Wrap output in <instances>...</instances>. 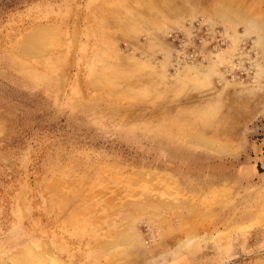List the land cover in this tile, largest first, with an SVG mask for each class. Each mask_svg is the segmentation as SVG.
Listing matches in <instances>:
<instances>
[{
    "label": "rangeland",
    "instance_id": "obj_1",
    "mask_svg": "<svg viewBox=\"0 0 264 264\" xmlns=\"http://www.w3.org/2000/svg\"><path fill=\"white\" fill-rule=\"evenodd\" d=\"M238 12L262 29L264 0H0V264H264V32Z\"/></svg>",
    "mask_w": 264,
    "mask_h": 264
},
{
    "label": "bare ground",
    "instance_id": "obj_2",
    "mask_svg": "<svg viewBox=\"0 0 264 264\" xmlns=\"http://www.w3.org/2000/svg\"><path fill=\"white\" fill-rule=\"evenodd\" d=\"M220 4V3H219ZM221 4H223V3H221ZM223 6H225V4L223 5ZM229 6V5H228ZM226 7L227 9L230 7ZM214 7V6H213ZM212 7V8H213ZM231 7H233L232 5H231ZM230 7V8H231ZM229 8V9H230ZM217 9V11H218V9H219V7L218 8H214V10H216ZM221 10H222V8H220ZM233 9H234V11H235V13L237 12L236 10H238L239 11V8H237V7H233ZM236 9V10H235ZM221 10H219V11H221ZM232 10V9H231ZM217 11H214V12H216L215 14H220L221 12V14H223L224 12L223 11H225L224 10V8H223V11H221V12H218L217 13ZM233 11V10H232ZM241 11V10H240ZM135 13V12H134ZM137 13H138V11H137ZM136 13V14H137ZM213 13V12H212ZM226 13H228L227 11H226ZM232 13V12H231ZM239 13V12H238ZM246 14V13H245ZM244 14V16L242 15V13L240 12L239 13V17L241 16L243 19H244V21L248 24V29L250 30L251 29V31L252 32H256V31H254L255 29H258L259 31L260 30H262L263 32H264V25L262 24V29L260 28L261 26H260V24H259V17H257L258 18V21L256 20V19H253V18H255V17H246L247 15H245ZM218 15H216V16H218ZM229 15H231V14H229ZM228 15V16H229ZM237 15V17L236 16H234V15H232V16H234V17H236V18H238V14H236ZM220 16V15H219ZM224 16V17H223ZM227 15H221L220 17H223V18H226V20H227V17H226ZM255 16V15H254ZM230 17V22H232V23H234V18L233 17H231V16H229ZM229 17H228V19H229ZM129 18V17H128ZM231 18H233V21H232V19ZM240 19V18H239ZM239 19H236L235 21H237V20H239ZM225 20V21H226ZM229 21V20H228ZM261 21V20H260ZM127 25V24H126ZM130 25V24H129ZM128 25V26H129ZM41 30L39 31V33H37V34H35V32L34 33H32L33 35H31L30 37H27L26 36V39H24L23 40V42H21V44H20V46H19V48L21 49V50H23L24 52H27V53H29V54H31V53H33V54H39V53H41L42 52V48H43V46H45L44 44L47 42V36H46V30L44 29V28H40ZM119 29V28H118ZM37 29H35V31H36ZM121 31V30H120ZM258 31V33H259V35H258V33L256 32V34L258 35V37L257 38H259V40H261L262 38H263V33H262V31H261V33ZM43 32V33H42ZM234 33V32H233ZM52 36V35H51ZM108 38V37H107ZM259 42V41H258ZM110 43V42H109ZM45 49V48H44ZM40 51V52H39ZM37 52V53H36ZM39 52V53H38ZM263 55V54H262ZM262 66V65H261ZM263 66H264V62H263ZM263 66L261 67L262 69H263ZM258 69V68H257ZM101 76V75H100ZM95 78V77H94ZM93 78V79H94ZM97 78V77H96ZM95 78V79H96ZM91 80V82H92V84L94 85V87H95V85H99V84H101L99 81L98 82H96V81H94V80ZM104 79V78H103ZM112 80V79H111ZM104 81V80H103ZM90 82V83H91ZM97 83V84H96ZM107 83V82H106ZM91 84V86H93ZM89 85V84H88ZM98 85H97V87H98ZM100 86V85H99ZM129 89V88H128ZM127 89V90H128ZM126 90V91H127ZM130 91H131V89H130ZM140 92V91H139ZM128 93V92H127ZM192 138H193V140H195V141H197V142H199V143H201V144H204L205 146H207V145H212L211 144V141L212 140H207V139H205V138H203L202 136H200L199 134H194L193 136H192ZM215 143V142H214ZM222 146V145H221ZM208 147V146H207ZM210 147V146H209ZM214 147V146H213ZM212 147V148H213ZM215 147H216V145H215ZM217 148H219V147H217ZM213 149H215V148H213ZM215 150H218V149H215ZM220 150V149H219ZM143 176V175H142ZM153 198V197H152ZM147 199V198H146ZM151 199V198H150ZM162 200V199H161ZM152 201H155V200H153L152 199ZM151 201V202H152ZM148 202H150V201H148ZM172 202H173V200H172ZM180 202V201H179ZM187 202V201H186ZM182 203V202H181ZM180 203V204H181ZM188 203H190V202H188ZM153 204H154V202H153ZM178 204V203H177ZM180 204H178L179 205V207H180ZM212 204V203H211ZM146 206H148V203H146L145 204ZM150 205L153 207V205L150 203ZM159 205H161L159 202H155V204H154V206L155 207H159ZM173 205V204H172ZM183 205V204H182ZM182 205H181V207H182ZM186 205V204H185ZM192 205V204H191ZM184 206V205H183ZM190 208L192 207V206H194V205H192V206H190V205H188ZM188 206H186V207H188ZM168 207V206H167ZM172 207V206H171ZM173 207H174V205H173ZM186 207H184L185 209H186ZM189 208V209H190ZM192 209V208H191ZM178 210V209H177ZM198 210V209H197ZM205 210V209H204ZM263 210H264V207H263ZM153 211V210H152ZM188 211V210H187ZM190 211H192V210H189V212ZM194 211V210H193ZM191 212V214L192 213H194V212ZM206 211V210H205ZM177 212V211H176ZM183 211H180V213H182ZM203 212V211H202ZM183 214V213H182ZM191 214H188V215H191ZM194 214H196V213H194ZM194 214H192V215H194ZM259 214V213H258ZM264 214V213H263ZM160 215V214H159ZM154 216V215H153ZM183 216H186L185 214L183 215ZM258 216V215H257ZM171 220V219H170ZM259 221V220H258ZM121 236V235H120ZM125 236H127L126 234H125ZM33 253V252H32ZM27 255V254H26ZM24 257V256H23ZM28 257V256H27ZM26 257V258H27ZM31 257H33V256H31ZM18 258V257H17ZM29 258V257H28ZM19 259V258H18ZM18 259H16V261L18 260ZM25 259V257L22 259V261ZM30 259V258H29ZM39 259H41V257H39ZM19 260H21V259H19ZM31 260H33L32 258H31ZM30 260H28L25 264H28V263H30L29 262ZM35 261V260H34ZM33 261V262H34ZM37 261V260H36ZM38 261H40V260H38ZM24 263V262H23ZM37 263H39V262H37ZM37 263H35V264H37ZM20 264V263H19Z\"/></svg>",
    "mask_w": 264,
    "mask_h": 264
}]
</instances>
